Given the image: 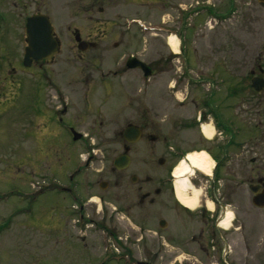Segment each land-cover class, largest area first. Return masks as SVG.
<instances>
[{
	"label": "rangeland",
	"instance_id": "obj_1",
	"mask_svg": "<svg viewBox=\"0 0 264 264\" xmlns=\"http://www.w3.org/2000/svg\"><path fill=\"white\" fill-rule=\"evenodd\" d=\"M21 2L24 0H0V11L8 20L13 17L19 31L23 21L21 13L24 12L20 7ZM37 2L40 3V12L50 19L60 47L50 61L45 60L38 80L30 75L34 74L33 70L30 74L13 72L9 63L6 64L7 71L4 72L8 73L6 78L11 82L2 88L9 102L0 122L6 130V144L18 143V134L21 135L20 143L25 154L23 205L25 211L28 210L20 217L24 224L23 237L18 245L21 247L18 249L21 256L16 250L11 252L14 247L10 242L7 264L80 262L81 245L75 246L68 239L70 237H64V227L61 231L50 229V218L64 219L65 216L63 211L52 210V205L55 202L64 204L66 200L63 195H57L48 189L54 181L53 178L56 181L61 180L55 165L52 168L49 166L53 161L58 166H84L87 160L89 165L84 174L89 184V192L97 197L99 192L101 194L99 181L108 182V188L102 193L108 204L102 203L101 207L105 215L113 210L111 215L114 218L111 222L106 221V225L109 230L114 227L119 236L114 240L97 230L94 225L102 222V212L94 211L93 204L88 202L89 222L87 238L84 241L88 247V264H161L162 246L157 236H160L162 229L152 224L163 217L161 195H156L154 204L148 207L152 222L148 234L153 239L148 247L133 239V230L139 225L138 212L133 211L128 215L122 210L121 202L109 200L114 191L111 186L115 177L108 170L122 151L118 131L123 130L127 123L136 124L143 129L141 138L130 146V167L122 173L120 190L127 193L138 191L139 183L133 186L129 182L131 174L138 175L140 180L146 176L151 177L147 190L155 192L165 172V167L160 165L159 160L167 158L168 146L181 153L187 150H204L199 147L191 149V139L197 134L196 131L192 127L182 131L179 126L181 119H184L183 115H191L196 110L189 100H185L184 107L180 106V100L185 95L183 89L186 87L181 85L183 81L179 76L187 65L189 76L199 80L196 82L198 86L193 88L195 92H201L203 97L207 89H215L217 107L221 111L224 106L220 99L230 93L235 96L232 108L226 113L223 110V113H230L236 142L242 144L246 141L248 146L253 147L247 159L240 155V147L234 151L238 153L237 164L243 166L241 163H244L249 170L254 171L258 169L257 166L264 167V161L260 158L264 152L259 150L260 147H255L261 142V137L257 138V132H248L245 136L240 131V126L249 127L247 122L252 121V112L256 110V99L251 97L254 93L247 92L243 86L249 84L251 70L257 74L259 68L262 69L261 75L264 77V6L257 0H233L231 7H228L226 0H221L214 7L215 11L221 13L219 18L205 9L208 6L205 2H200L195 29L198 35H192L191 31L188 37L187 27L193 23L191 17L184 20L181 14L171 11L163 15V22L166 24L160 23L159 16L164 10V0H105L101 14L96 10V0ZM168 10L170 9H165V12ZM30 12V9L25 11L26 14ZM156 25L168 28L169 33L156 34L153 29ZM75 31L82 38L94 31L101 32L106 37L97 41V48L78 53L73 37ZM2 32L3 29L0 30ZM170 34L176 36L179 51L182 50L175 57L166 45ZM18 55L20 58L21 51ZM130 56L151 63L156 72L152 77L146 78L139 68L127 69L126 74L118 71V84L128 81L126 84L133 86L135 92L133 98L127 102L120 90L114 91L113 87L106 90V86L115 84L112 74L107 77L102 75L115 70L118 64L126 70L124 64ZM119 68L118 66L117 69ZM209 75L212 80L210 85L203 81L209 80ZM147 84L149 86L146 87ZM146 88H151V98H148L149 94L146 97ZM60 110L65 112L61 113ZM52 111L58 114L57 117H63L61 125L58 123L55 127L48 124L47 112ZM38 113L41 117L35 119ZM210 120L209 117L201 124L212 128ZM235 125L239 128L235 129ZM68 126L78 132H85L86 140H73L65 129ZM151 135L156 139L151 141ZM253 135V139H248ZM182 141L186 145L177 151V145ZM35 153L38 154V164L32 161ZM255 158L256 161H252ZM182 159L183 157L175 159L173 170ZM32 162L39 166L40 175L33 176L29 173L28 170L33 167ZM100 169H103L102 173L98 172ZM34 187L44 192L40 193L37 202L33 201ZM198 191L196 192L200 196ZM105 207H108L107 214ZM228 211L232 213L227 228L229 232L223 233L221 226L217 228L221 233V241L214 247L215 254L207 256L203 252L188 253L186 248L170 246L169 251L173 257L169 264H264V210L254 207L251 193L248 192L233 195L231 206L226 212ZM46 216L48 220H43ZM220 217L221 215L218 220L222 221L224 216ZM107 218L110 220L109 216ZM173 226L177 231L178 221L175 220ZM52 239L53 244L59 240L63 242L60 250L52 251ZM38 240L41 252L37 247ZM222 240L226 241V247L219 246ZM77 254L79 257L76 258ZM137 260L142 262L138 263Z\"/></svg>",
	"mask_w": 264,
	"mask_h": 264
},
{
	"label": "flooded vegetation",
	"instance_id": "obj_2",
	"mask_svg": "<svg viewBox=\"0 0 264 264\" xmlns=\"http://www.w3.org/2000/svg\"><path fill=\"white\" fill-rule=\"evenodd\" d=\"M105 0H96L97 12L99 14L103 11L102 4ZM164 0L163 3V12L159 16L160 23L165 25L166 23L163 22V15L167 14L171 11L181 14L184 18L191 17L193 19V23L188 25V33L186 36H190L191 31L193 32L192 35H198L195 32L196 23L198 22L197 16L199 11V3L205 2L208 6L205 7L207 11H210L213 14L218 15V13L214 10L216 4L220 3L221 0ZM163 2V1H162ZM233 0H226L228 7H231L230 4ZM258 3L264 6V2ZM94 4V3H93ZM20 7L24 11L22 14V26L19 31V27L16 24L15 20H12L13 17L8 18L3 15L0 11V30L3 29V32L0 33V121L4 118L5 112L7 110L8 105V97L5 96L4 90L2 88L6 83H10L11 81L8 80L6 77L8 73L6 72V64L9 63L11 66V70L13 72L20 71L25 73H31L30 71H34V74H30L38 80L40 76V68L43 64H45V60H37L33 61L30 66L23 65V56L26 43V22L28 17L35 15V14H43L40 12V3L37 0H24L21 2ZM30 9L31 12L26 14L25 11ZM165 9H170L165 12ZM46 15V14H44ZM47 16V15H46ZM48 17V16H47ZM220 18V17H219ZM49 19V18H48ZM225 19V16L223 17ZM7 20V23L5 22ZM185 20V19H184ZM50 21V19H49ZM51 23V21H50ZM9 24V25H8ZM183 25V22H182ZM156 34H168L169 30L166 27H161L156 25L153 27ZM172 29V28H171ZM173 30V29H172ZM92 31V30H91ZM155 34V35H156ZM78 35L80 37V41L84 43V50L78 49V44L75 40V36ZM55 39L59 43L60 41L55 35ZM74 41L78 53H84L88 50H92L97 48V41L103 40L106 36L101 32H90L85 38L80 36V33L75 31ZM117 46L116 43H114ZM166 45L167 42H166ZM58 47V49H59ZM181 50V48H180ZM21 51V55L19 58V52ZM182 51V50H181ZM179 51V53L181 52ZM176 53H173L172 56L175 57ZM14 63V65H12ZM148 68L151 70V74L146 78L152 77L155 74V69L152 67L151 63H146ZM120 67L117 69V67ZM124 66L126 70H124L121 65H116V69L113 71H109L106 75H102L103 77L110 76L114 77L115 84H111L106 86V90L108 91L113 87L114 91H121L125 97V100L129 102L135 92L133 91V86L126 84H118L117 82V74L118 71L126 74L127 69L126 61ZM184 66L183 71L179 78L183 81L181 83L185 85L186 89H183L185 95L180 100V106H185V100H189V102L196 108L195 112L191 115H183L181 121L179 122V126L182 128V131H185L188 127H192L196 131V135L193 139L192 148L195 147L203 148L204 151L209 156V160L211 163L210 166V173L206 174L197 170H193L192 173L188 176L189 179V188L186 189V195L190 197L192 191H200L197 195L196 205L193 209L186 207L185 205L181 204L176 195V188H175V179L173 176V167L175 159H179L180 157H185V154L188 152L185 151L184 153L175 152V149L171 146L167 147V158L160 159L159 163L161 166L165 167V172L162 178L160 179V185L155 188V192H151L147 190V186L151 183V177L146 176L145 178H140L136 174H131L129 177V182L134 185L138 184L137 190L131 193L123 192L120 190L122 187V173L129 169L130 165V146L135 143H129L124 138V132L128 127H138L141 131V136L143 133L142 127H139L136 124L127 123L123 130L118 131V135L122 141V151L119 153L115 159L119 156L126 155L129 157L130 161L128 166L124 168H116L114 166L115 159L113 160L112 167L109 168L108 172L115 177L113 181V185L111 186L114 188L111 197L109 200H113L115 203H122V210L130 215L133 211L138 212L139 215V225L133 230L135 235L133 239L138 243H144V246H149V243H153L152 236L148 234L151 230V217L149 215V206L154 204L155 196L161 195V203H162V213L163 217L161 219H157L155 224L157 227L162 229L160 236H157L158 241L161 244V264H169L170 258L173 257L169 251V247H177V248H186L188 253L193 252L200 254L201 252L205 253L207 256L210 254H215L214 247L217 246L218 243L221 241V233L217 229L220 227V220L218 217L221 215L224 216L226 214V210L229 206H231L232 197L233 195H242L243 193L250 192L251 193V202L254 194H252V189L256 192L259 197L260 202H264V167L257 166V170L254 171L253 169L249 170L248 166H239L237 164V157L238 153L234 151L240 147L242 149V153L240 154L242 157L247 159V155L252 150V146H248L246 141L244 143L239 144L236 142L235 133L232 129L233 121L230 119V113L228 112L231 108L233 103V96L231 93L229 95L223 96L220 100L222 101L221 105L224 106L222 111L220 108L217 107V99L215 97V89H207V93L202 97L200 93H196L193 88L196 85V82L199 80H195L189 76V68ZM130 70V69H129ZM3 74V75H2ZM141 74L143 75L142 71ZM251 79L249 80V84L246 83L244 90L252 91L254 93L251 97L255 98V112H252L253 117L252 121L247 122V126L243 125L240 126V131L246 136L248 132L255 134L257 132V138L261 137V142L256 144V146L260 147L259 150L264 152V147H262L264 143V89L261 90L259 93L256 92L252 87V77L258 76L264 79L261 75L263 74V70L259 68L258 73L256 74L254 70H251ZM209 80L203 79V81L207 82L209 85L211 83V75L208 76ZM149 84L146 85V87ZM151 87V86H150ZM175 85L172 87L174 88ZM180 88V87H179ZM145 90L146 97L149 94L148 98H151V88H146ZM191 89V91H189ZM209 90V91H208ZM137 94V93H136ZM250 97V98H251ZM131 98V99H130ZM135 101V100H134ZM247 108V107H246ZM61 113H64L65 110H60ZM46 114V113H43ZM49 121L48 124H52L56 127L59 123L61 125L62 118L61 116L57 117L58 114L55 111L47 112ZM41 114L38 113L35 119H39ZM211 118L212 121L210 125L213 128V135L211 137H206L203 133L201 124L202 121L207 118ZM243 127V128H242ZM235 129L239 128L238 125L234 126ZM67 129V133L71 134L75 131L76 133L80 134L81 136L76 139L85 141V132H78L72 126L65 127ZM246 132V134H245ZM140 136V138H141ZM255 136V137H256ZM253 137L248 139H253ZM73 139V136H72ZM151 141L155 140L156 137L150 136ZM6 130L1 125L0 122V264H7L9 262V243L13 245V250H16L19 256H21L20 250L21 247L18 246L21 242L24 232V224L20 221V217L28 211L24 208L23 201L25 198L24 194V178H25V154L23 148L21 147V135L18 134L17 142L6 144ZM186 145L184 141L177 145V151L181 146ZM38 154L35 153L32 161L37 162ZM255 156V155H254ZM235 157V160L233 159ZM258 158V157H256ZM256 158L252 161H256ZM260 158L264 161V154L260 156ZM259 159V158H258ZM260 160V161H262ZM31 169H29V173L33 176L40 175L39 166L36 164ZM235 162V163H234ZM55 165V169L57 168L59 171V175L61 180L52 181L53 183L49 186V190H52L57 195H63V198L66 200V203L62 204L60 202H55L52 206V210L55 211H63L65 213L64 219L63 218H50L52 222L50 223L51 228L54 231L63 230V235L65 238H68L73 241L75 246L81 245V257L80 262L77 264H88V247L84 243L87 238V229H88V222H89V203L93 204L94 211L96 210L102 212V222L99 224H95L98 231H101V234L105 233L108 235L109 238L114 240L118 239L119 236L116 233L114 227L109 230L106 225V221L111 222L113 220L114 215L112 211H109V215H105L103 211V207L101 204L104 205L108 204L104 200V192L108 188V182L101 180L98 183V187L101 190L98 193L97 197H94L93 192H89V184L85 177V170L86 167L89 165V160L85 161L84 166L78 165L76 167H69V165H56L53 161V164L49 167H53ZM253 168V167H252ZM99 173L103 172V169L98 170ZM116 174V175H115ZM191 176V177H190ZM146 189H145V188ZM145 189V190H144ZM198 191V192H199ZM40 193H44L38 187H34L33 201H38L40 198ZM103 193V194H102ZM253 204V203H252ZM211 205V206H210ZM254 205V204H253ZM254 207L264 210V206H256ZM238 209V207H236ZM116 209L115 207L113 208ZM147 210V211H146ZM106 214L108 212V207H105ZM244 211V209H242ZM105 215V216H104ZM107 216L110 217L108 220ZM220 217V218H221ZM43 220H48V217H43ZM178 221L179 229L176 231L174 230L173 223L174 221ZM111 224V223H110ZM161 224V226H160ZM111 226V225H110ZM223 230V229H222ZM223 233L229 232V229H224ZM139 236V237H138ZM220 236V237H219ZM15 238V239H14ZM218 238V239H217ZM37 247L39 252H41L40 248V241H36ZM222 244H219L221 247L224 245L226 247V241L222 240ZM63 242L59 240V242H54L53 239L51 240V248L52 251L60 250L62 247ZM54 248V249H53ZM138 248V247H137ZM83 250V251H82ZM40 255V254H39ZM63 256V254H61ZM105 256V253L103 254ZM79 257L77 254L76 258ZM63 259V258H62ZM138 263H141L142 260H137Z\"/></svg>",
	"mask_w": 264,
	"mask_h": 264
},
{
	"label": "water",
	"instance_id": "obj_3",
	"mask_svg": "<svg viewBox=\"0 0 264 264\" xmlns=\"http://www.w3.org/2000/svg\"><path fill=\"white\" fill-rule=\"evenodd\" d=\"M258 1L264 2V0ZM75 40L79 42L78 49L84 50V43L80 41V37L78 35L75 36ZM26 43L27 45L23 56L24 66H30L33 61L37 60L50 61L54 54L57 53L59 43L54 37L53 28L46 15L35 14L28 17L26 22ZM126 66L132 69L140 68L145 76H149L151 74V70L148 68L146 63L136 57H129L126 61ZM251 87L259 93L264 89V79L261 77H253ZM72 136L73 140H76L81 135L73 131ZM140 136V128L135 126L126 128L124 132V138L129 143L137 142L140 139ZM129 161L130 159L128 156H119L115 159L114 166L121 169L128 166ZM252 194H254L252 203L256 206H264V202L259 201L260 196H258L253 189Z\"/></svg>",
	"mask_w": 264,
	"mask_h": 264
},
{
	"label": "bare ground",
	"instance_id": "obj_4",
	"mask_svg": "<svg viewBox=\"0 0 264 264\" xmlns=\"http://www.w3.org/2000/svg\"><path fill=\"white\" fill-rule=\"evenodd\" d=\"M167 44L173 53H178V41L174 34H170L168 36ZM202 130L208 138L213 135V128L208 125H203ZM193 170L206 174L210 173L209 156L204 150L190 151L186 153L184 159H182L173 170L177 198L181 204L190 209L195 207L198 195L196 191H192L190 197H188L185 193L186 189L189 188L188 176ZM231 219L232 213L229 211L226 212L225 217L220 222L221 227L223 229H227L230 225Z\"/></svg>",
	"mask_w": 264,
	"mask_h": 264
}]
</instances>
